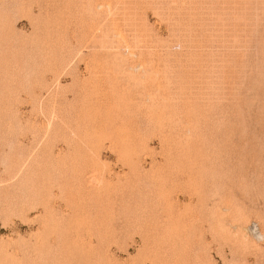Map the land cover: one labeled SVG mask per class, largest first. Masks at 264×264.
Here are the masks:
<instances>
[{"label":"rangeland","instance_id":"374dc122","mask_svg":"<svg viewBox=\"0 0 264 264\" xmlns=\"http://www.w3.org/2000/svg\"><path fill=\"white\" fill-rule=\"evenodd\" d=\"M0 264H264V0H0Z\"/></svg>","mask_w":264,"mask_h":264}]
</instances>
